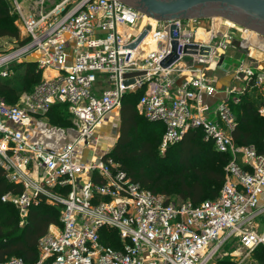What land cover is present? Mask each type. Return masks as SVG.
I'll list each match as a JSON object with an SVG mask.
<instances>
[{"label": "built area", "instance_id": "obj_1", "mask_svg": "<svg viewBox=\"0 0 264 264\" xmlns=\"http://www.w3.org/2000/svg\"><path fill=\"white\" fill-rule=\"evenodd\" d=\"M13 4L28 39L0 52V79L31 62L42 78L20 104L0 95V167L22 187L2 200L16 206L22 223L41 199L59 206L61 214L39 239L37 261L11 257L0 264H210L232 240L247 255L264 245V227L258 230L255 222L264 215V151L238 145L228 99L212 100L217 87L203 69L215 65L218 46L199 41L178 20L180 58L165 69L160 63L172 49V21L156 19L149 34L159 45L144 52L141 44L130 45L147 26L140 24L147 15L121 0H57L38 15L26 13L19 0ZM187 44H209L212 51L186 54ZM186 59L182 69L178 65ZM139 70L145 77L126 85V73ZM178 71L197 74L180 79ZM237 72L240 85L226 88L236 102L264 84V71L251 63L243 60ZM140 87L145 91L138 110L164 124L163 149L201 128L205 140L231 154L216 199L198 205L170 201L136 181L108 150L98 153L97 130L120 110L126 93ZM55 106L67 109L76 129L61 148L38 132ZM108 237L116 246L107 244Z\"/></svg>", "mask_w": 264, "mask_h": 264}, {"label": "trees", "instance_id": "obj_2", "mask_svg": "<svg viewBox=\"0 0 264 264\" xmlns=\"http://www.w3.org/2000/svg\"><path fill=\"white\" fill-rule=\"evenodd\" d=\"M15 20L16 14L9 0H0V37H10L25 43L28 37L21 35ZM36 66L33 63L26 65L28 73L25 80L29 81L31 77L34 79L33 86L26 88L28 91L42 78V71L39 68L35 70ZM35 71L37 73L33 75ZM26 86L28 84L23 87ZM4 91L14 93V88L9 82L0 79V92ZM144 91L145 87H140L126 93L120 110V136L110 155L136 181L155 193L167 195L176 189L182 201H190L195 205L216 199L221 193L225 168L231 154L216 149L212 140H205L201 128H193L181 140L170 144L166 154L161 155L159 144L165 126L162 122L151 121L140 114L138 102ZM228 101L236 121L232 131L236 143L253 144L260 152L264 151V114L259 111L264 105V84L249 88L240 95L238 102L233 98ZM58 110L68 113L65 107L60 106H55L50 113ZM65 121L71 123L68 117ZM132 163L140 165L132 166ZM21 190L20 185L9 181L0 167V262L14 254H20L18 257L28 262L37 261L39 239L48 232L51 224L59 223L61 208L45 199L32 206L22 223L16 206L2 200L5 193ZM109 240L108 237L107 244L116 246L115 239ZM256 251L260 254L259 264H264V245L258 246ZM223 264H232V261L225 259Z\"/></svg>", "mask_w": 264, "mask_h": 264}, {"label": "rangeland", "instance_id": "obj_3", "mask_svg": "<svg viewBox=\"0 0 264 264\" xmlns=\"http://www.w3.org/2000/svg\"><path fill=\"white\" fill-rule=\"evenodd\" d=\"M22 5L24 6V11L26 13L30 14H40L46 10H48L57 0H19ZM13 12L16 14V20L15 23L20 29L21 35H24V30L22 23L19 19L18 14L15 12L14 8V0H9ZM147 15V14H146ZM203 18H187V19H181V23L184 29L186 31H190L193 33H196V30L198 27H205L206 25H210V31L208 29H198V31L203 32L205 35H208L207 37L212 36H219L221 37L218 39L217 37H214L212 42L215 46H218L217 51V59L219 60L222 57H225V66L227 69L233 68L235 69L238 67L239 63L243 58H246V55L242 54L240 56L236 55H229L230 53H235L234 49L239 48V44H242L243 41L246 39L248 41L250 39V36L254 34H261L257 32L256 30L249 28L243 24H240L230 18H227L223 15H216L211 17H206L204 20H201ZM149 23L153 24L151 22L150 16H144L140 22L141 25H148ZM156 19H155V25H156ZM203 24L205 26H203ZM160 28V27H159ZM264 36V34H261ZM198 38V37H197ZM225 42L226 46L222 47V45L219 46V41ZM238 42L235 44V42ZM19 43L18 39L10 38V37H0V52H4L6 50H9L13 47H16V45ZM243 45V44H242ZM247 47H251L250 45H247ZM225 55V56H224ZM258 58V56H257ZM256 59V58H255ZM32 63V62H31ZM36 64V63H33ZM37 65V64H36ZM25 67V66H22ZM38 68L36 66L35 70ZM28 71L26 68H22L21 70L15 71L13 75L6 79H1V81L9 82L11 86L14 88V93H11L10 91H4L0 92V95L6 99V101L10 104H20L21 102V96L25 91H28L26 88H31L34 84V79L32 77L30 80H25V77L27 75ZM36 71L33 73V75H36ZM208 74V72H207ZM25 88L24 85H27ZM215 104H218V101L215 102ZM263 106V105H262ZM261 108V107H260ZM259 108V111H260ZM214 110V107L211 109ZM261 113V112H260ZM263 114V113H262ZM68 113L65 110H58L54 112H49L47 114V117L44 118V121L46 122V128H54L57 130H64V135H66L69 139H72L76 135V129L72 125V122L69 124L66 123L65 118L68 117L70 120V117L67 116ZM117 115V117L115 116ZM112 121V122H110ZM110 123V124H109ZM104 125V128L102 127ZM120 126H121V117H120V111L118 113H115L109 120L105 121L97 130L96 133V139L98 142L97 150L98 153H103L105 150H108L109 153L112 152L114 147L117 144V141L120 136ZM69 129V130H68ZM163 137V135H162ZM169 147V146H168ZM162 148V138L161 142L159 144V153L161 155H165L167 152V149ZM136 162V161H134ZM132 166H139L140 164L132 163ZM168 195V196H167ZM166 196L170 201L173 202H181L183 199L177 194V190L173 189L170 194H167ZM255 222H258L260 224L258 230H262L264 227V215L262 217H259L255 219ZM22 224V223H21ZM14 256H20V254H14L12 256H9L7 259L14 257ZM259 256L260 254L256 249H254L249 255H247V249L242 247L239 242L236 240H232L231 242H228L223 246V248L220 250V252L216 255L214 260L210 264H223L224 260H231L232 264H259Z\"/></svg>", "mask_w": 264, "mask_h": 264}, {"label": "water", "instance_id": "obj_4", "mask_svg": "<svg viewBox=\"0 0 264 264\" xmlns=\"http://www.w3.org/2000/svg\"><path fill=\"white\" fill-rule=\"evenodd\" d=\"M151 16L158 21H172L169 28L171 37V52L161 61L162 68H169L180 58L179 26L178 20L187 18H206L223 15L240 24L264 34V0H121ZM153 25L148 24L139 34L130 47L135 48L149 35ZM177 32V34H175ZM260 34V35H261ZM264 37V36H262ZM255 46L254 44H249ZM212 46L209 44H187L184 47L186 54L209 55ZM147 72L145 70L126 73L125 84L136 83L137 78L142 79Z\"/></svg>", "mask_w": 264, "mask_h": 264}, {"label": "crops", "instance_id": "obj_5", "mask_svg": "<svg viewBox=\"0 0 264 264\" xmlns=\"http://www.w3.org/2000/svg\"><path fill=\"white\" fill-rule=\"evenodd\" d=\"M205 18L201 19L204 20ZM206 25V24H205ZM203 24V26H205ZM204 27H198L196 30V33H194L196 35V37H198L197 39L199 41H202L204 43H208L212 41V37H207L208 35H205L203 32L198 31V29L202 30V29H208V31H210L209 27L210 25H206ZM202 28V29H201ZM217 37L218 39H220L221 37L219 36H214ZM150 42V41H149ZM239 42V41H238ZM237 41L235 42V44L238 43ZM243 44V45H242ZM242 44H239V48L234 49L235 53H230L229 55H238L241 57V55L245 54L246 58H243L241 60V62L244 60L247 63H251L253 64L259 71H264V52L262 51L263 48L259 49L256 47H246V44L243 42ZM148 46L152 47L153 45L151 44H145L144 47L142 48L144 50V52H147L151 49L148 48ZM245 46V47H244ZM252 46V45H250ZM225 56V55H224ZM258 56V58H257ZM256 58V59H255ZM187 62V59L184 61H182L178 66H180L182 69L185 67V64ZM225 57L220 58L219 60H216L215 65H210L204 66L203 71H207L208 72V76L211 77L217 87V93L212 97V100L214 101H218V100H229L230 98L235 97V93L234 94H229L226 92V88L227 87H238L241 83V81L238 79L237 77V67L235 69L233 68H229L227 69V67L225 66ZM179 72V76L180 79L183 78H187V77H191L192 75L197 74V72L194 71H178ZM205 100H207L209 102V100L206 98ZM211 102V101H210ZM121 110V108H120ZM120 110H118L115 113H118ZM113 113L111 115V117L115 114ZM117 117V115H115ZM110 117V118H111ZM121 117V116H120ZM112 122V121H110ZM110 124V123H109ZM40 127V126H39ZM104 128V125L102 126ZM39 135L43 137V140L45 141V143H47L48 145L52 146V147H56V148H61L64 143H66L69 138L67 136H62V133H60V131L54 128H46V129H38ZM86 154H88V152L86 151Z\"/></svg>", "mask_w": 264, "mask_h": 264}, {"label": "bare ground", "instance_id": "obj_6", "mask_svg": "<svg viewBox=\"0 0 264 264\" xmlns=\"http://www.w3.org/2000/svg\"><path fill=\"white\" fill-rule=\"evenodd\" d=\"M151 19V22L154 24V26H155V19H152V18H150ZM250 38L251 39H249L248 41H246V39L243 41L245 44H246V47H247V45H249V44H254V45H256V46H258V47H261V48H263L264 49V37H262V35H260V34H254V35H252V36H250ZM151 42V44L153 45L152 47L150 46H148V48L149 49H156L157 48V46L159 45L158 44V39H156L155 37H153V35L152 34H149L144 40H143V42L141 43V45H140V48H143L144 47V45L146 44H150V42ZM245 47V46H244Z\"/></svg>", "mask_w": 264, "mask_h": 264}, {"label": "flooded vegetation", "instance_id": "obj_7", "mask_svg": "<svg viewBox=\"0 0 264 264\" xmlns=\"http://www.w3.org/2000/svg\"><path fill=\"white\" fill-rule=\"evenodd\" d=\"M251 39V38H250Z\"/></svg>", "mask_w": 264, "mask_h": 264}]
</instances>
